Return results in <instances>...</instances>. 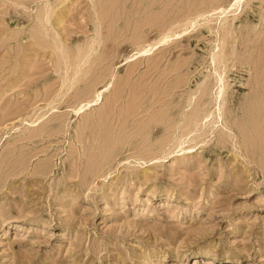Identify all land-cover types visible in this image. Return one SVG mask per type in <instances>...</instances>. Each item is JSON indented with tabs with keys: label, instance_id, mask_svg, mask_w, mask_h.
I'll use <instances>...</instances> for the list:
<instances>
[{
	"label": "rangeland",
	"instance_id": "374dc122",
	"mask_svg": "<svg viewBox=\"0 0 264 264\" xmlns=\"http://www.w3.org/2000/svg\"><path fill=\"white\" fill-rule=\"evenodd\" d=\"M0 264H264V0H0Z\"/></svg>",
	"mask_w": 264,
	"mask_h": 264
},
{
	"label": "bare ground",
	"instance_id": "6f19581e",
	"mask_svg": "<svg viewBox=\"0 0 264 264\" xmlns=\"http://www.w3.org/2000/svg\"><path fill=\"white\" fill-rule=\"evenodd\" d=\"M222 77V76H221ZM220 80V79H219ZM224 88V87H223ZM222 91V90H221ZM219 96H220V91H219ZM218 109L220 111V107L218 106ZM219 117H221V113L219 112Z\"/></svg>",
	"mask_w": 264,
	"mask_h": 264
}]
</instances>
